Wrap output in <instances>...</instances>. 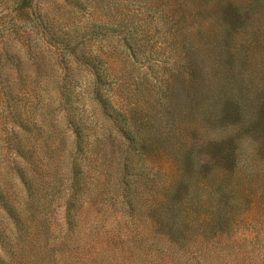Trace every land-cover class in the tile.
<instances>
[{
  "label": "rangeland",
  "instance_id": "1",
  "mask_svg": "<svg viewBox=\"0 0 264 264\" xmlns=\"http://www.w3.org/2000/svg\"><path fill=\"white\" fill-rule=\"evenodd\" d=\"M205 80L230 112L166 136ZM263 101L264 0H0V264H264Z\"/></svg>",
  "mask_w": 264,
  "mask_h": 264
},
{
  "label": "trees",
  "instance_id": "2",
  "mask_svg": "<svg viewBox=\"0 0 264 264\" xmlns=\"http://www.w3.org/2000/svg\"><path fill=\"white\" fill-rule=\"evenodd\" d=\"M194 70L189 71V75L191 77H195ZM187 74V75H188ZM190 81V80H189ZM163 90H162V101H161V111L165 113H169L172 117L170 118V125L169 129L167 131L166 136L173 137L174 135V127L176 126L177 120L174 118V116H177L178 118H186L192 119L196 115H204L206 116L207 123L215 124L217 120L216 115H224L228 114L230 112V102L227 101H221L220 99L216 98L214 95L215 87L213 82H208V80L204 82H194L193 84L189 85L186 89H183L185 84H182L178 88H170L168 86L167 81L162 83ZM264 105V101L261 103ZM242 118V121L238 124L239 129H245L249 128L252 124V121H258L263 122V117H247L243 115H239ZM176 121V122H175ZM248 121V123L245 125L244 122ZM153 131H154V125ZM157 128V127H155ZM134 139L136 140V144L143 146L148 142H153V140H159L161 137L156 136L155 133H152L151 131L146 132L139 126L134 127ZM158 137V138H156ZM127 140V139H126ZM195 140L189 139L188 142L183 146L185 150H183L180 154V158L177 160L178 169L176 170V175L178 176L179 182H185L187 180H190L194 177V182L197 183L196 185L202 184L203 180H205L204 177L201 176L200 173V166L202 165L204 161H201L200 157L198 156L197 150H192L190 148H194V144L196 143ZM191 146V147H190ZM196 158L199 163H193L192 160ZM208 163V162H207ZM183 165L186 167L183 168ZM189 165H191L192 170L195 169V172L189 174L188 169H190ZM176 180V178H175ZM176 204H168V210L172 211L174 210ZM0 210H2L1 216L8 219H13V211L11 207L6 205V201H3L2 195L0 194ZM11 240L4 241V243H7V251L11 254V259L7 264H13V255L15 253L14 245L10 244Z\"/></svg>",
  "mask_w": 264,
  "mask_h": 264
}]
</instances>
